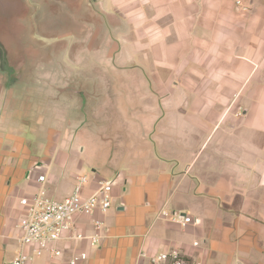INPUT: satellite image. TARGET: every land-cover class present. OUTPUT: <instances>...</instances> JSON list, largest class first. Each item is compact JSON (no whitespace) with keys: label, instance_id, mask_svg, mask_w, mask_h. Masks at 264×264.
<instances>
[{"label":"crops","instance_id":"1","mask_svg":"<svg viewBox=\"0 0 264 264\" xmlns=\"http://www.w3.org/2000/svg\"><path fill=\"white\" fill-rule=\"evenodd\" d=\"M46 1L74 27L44 56L58 49L79 78L31 61L19 79L0 75V264L18 250L20 199H62L87 166L84 194L116 175L114 207L77 219L86 234L102 221L99 242H60L61 257L28 264H68L72 251L86 252L77 264H136L172 247L264 264V0Z\"/></svg>","mask_w":264,"mask_h":264},{"label":"built area","instance_id":"2","mask_svg":"<svg viewBox=\"0 0 264 264\" xmlns=\"http://www.w3.org/2000/svg\"><path fill=\"white\" fill-rule=\"evenodd\" d=\"M44 176H38L39 181ZM88 179L85 175L76 177L72 191L62 199H55L40 188L28 198H21L23 210L19 216L17 228L20 232L18 250L10 264H28L37 257L46 256L49 259L59 258L64 252L60 242H78L88 240L91 246L100 239L102 221L94 219L92 230L85 233L77 228L80 216H91L94 212L107 211L112 205V187L110 180L97 181L95 190L84 194ZM158 217L165 218L180 225H186L191 217L181 212L161 209ZM194 246L198 242H193ZM86 259V252L72 251L68 264H77ZM136 264H202L201 261L185 255L181 249L172 247L167 250L149 254L141 250L137 254Z\"/></svg>","mask_w":264,"mask_h":264},{"label":"rangeland","instance_id":"3","mask_svg":"<svg viewBox=\"0 0 264 264\" xmlns=\"http://www.w3.org/2000/svg\"><path fill=\"white\" fill-rule=\"evenodd\" d=\"M48 3L52 6H48ZM65 8L62 1L0 0V75H7L8 79L16 77L19 79L22 63L29 64L31 61L37 63L35 64L37 74L48 73L50 76L68 74L72 78H75V75L76 79L79 78V74H74L69 66L60 63L57 56L58 49H56V54L52 52L54 59L44 56V53H48L47 48L51 44L56 46L59 42H63L61 40L67 39L68 41L69 39L68 31L74 27V24L72 18H66V14L61 11ZM32 42H36L38 46L32 48L29 45ZM86 68H92L90 62ZM85 72L91 73L90 70H85ZM81 74L84 78L87 77L84 72ZM84 172H88V174H83L88 177L93 174L89 166ZM102 172H110V170L105 168ZM115 177L116 175L108 174L101 176L102 179L112 181L114 186ZM112 207H114L113 201Z\"/></svg>","mask_w":264,"mask_h":264}]
</instances>
